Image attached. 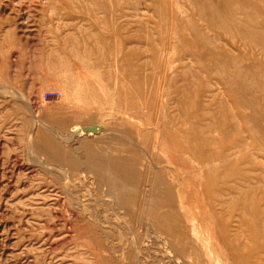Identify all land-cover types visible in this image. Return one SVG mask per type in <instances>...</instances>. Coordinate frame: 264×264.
I'll return each mask as SVG.
<instances>
[{"label": "rangeland", "instance_id": "rangeland-1", "mask_svg": "<svg viewBox=\"0 0 264 264\" xmlns=\"http://www.w3.org/2000/svg\"><path fill=\"white\" fill-rule=\"evenodd\" d=\"M199 3L0 0V264H235L231 251L264 264V52ZM195 30L250 70L249 92L233 98L227 70L200 64ZM197 114L212 142L198 153L233 156L213 164L228 168L209 203L202 161L176 148ZM93 151L96 173L82 160Z\"/></svg>", "mask_w": 264, "mask_h": 264}, {"label": "bare ground", "instance_id": "bare-ground-1", "mask_svg": "<svg viewBox=\"0 0 264 264\" xmlns=\"http://www.w3.org/2000/svg\"><path fill=\"white\" fill-rule=\"evenodd\" d=\"M199 8H200V14H201L202 20H204L208 24L216 23L222 29H226V27H225L226 23H232L234 25L236 32L241 36L242 39L249 40L252 44H255L257 47H260L261 50L264 52V24H262L258 21L259 16H262L264 18V0H204V2H202L200 0ZM193 35H194L195 39H197L199 41L196 44V51L200 55V60H202L201 58L207 57L208 61H209V62H207V64H203L201 62H200V64L204 68H210L212 66H218L219 67L221 65V67L223 68L222 70L223 71L227 70V72L229 73L228 77H226V79H224L225 83L234 84V85L239 86L237 91L232 94L233 98H236L239 94H241L240 93L241 91H243L244 93L249 92V86H248L249 84L248 83L250 81V78H249L250 70L245 69V67H243L241 64L236 63L235 60H232L229 62L223 58H220L216 52L209 49L208 39L205 38L204 36H202V34H200L199 31L195 30ZM204 119H205L204 116H200V114L195 115V117H193V119H192V122L194 123V126H193L194 128H193L191 136H188V139H190L192 141L191 142L192 145L191 144L185 145V144L179 142L176 144V148L181 149L182 152L188 153L191 156H194L196 159H199L200 161H202L203 167H205L204 176H205L206 180L204 183H201L200 187L202 189L201 190L202 194L205 196V198L208 201L207 203H209V201L211 199H213V197H214L212 194V190L214 189V187L212 186V185H214L213 181L215 179L220 178L221 172H222L221 168H223V167H224L223 169L228 168V166H223V167H219V168H214V167L212 168L213 164L219 162V163L228 165L229 164L228 162L230 161V159L233 156L230 154H227L226 151H222V152L220 151L217 153L209 152L208 154L198 153L197 147H195L193 145V143H195V144L198 143L199 146H203V147H206V146L208 147L212 144V142H209L206 139L205 140L202 139V134L205 132V130L203 129V126L200 125V121H204ZM206 127L205 128H206L207 132L213 131V130H211L212 127H208V126H206ZM217 129L219 130V128H217ZM251 135L253 138H255L253 132H251ZM60 138H63V137L60 136ZM42 139H44V142L49 147L53 148L50 138H48L46 135H42ZM221 141H223V140H221ZM256 141H258V140H256ZM256 144L258 145V142H256ZM229 151H231V150H229ZM93 154L94 155H91L90 157L86 156L83 159L81 157L80 158L82 160H84L83 163L87 167H89L90 169H94V172L96 173V172H99L102 168H104L105 162H104L102 157L95 156V155H97L96 151H93ZM237 154H238V152H237ZM195 155H198L199 157H196ZM52 156L55 159H57L59 157V154L55 152L52 154ZM235 157H236V155H235ZM81 159L69 158L68 162L71 164V166L74 167V166L79 165ZM60 162H61V158H60ZM114 166L116 167V169H115L116 172H120L123 174V177L125 178L124 182H126L128 175L131 174V170L130 169H128V170L123 169V167L120 165H114ZM205 171H206V173H205ZM110 182L112 183V185L116 186V188H117L116 191L118 192V194L122 198H124L125 200L130 199V193H131V191H133L131 189V187H129V186L127 187L126 184L124 185V184L118 183L117 177L116 178L111 177ZM70 183H71V181H70ZM192 183H193V180H192ZM75 184H76V182H75ZM135 184L136 183H133L130 186L136 187ZM65 185H64V188H65ZM74 185H73V188L75 187ZM122 185L125 186V188H123ZM66 187H68V186H66ZM180 188H181V186H180ZM185 188H187V187H185ZM66 190H67V188H66ZM68 190H70V189L68 188ZM69 192H71V191H69ZM232 192H233V190H232ZM71 195L73 196L72 199L76 198L75 194L72 193ZM204 196H202L203 199H204ZM166 197H169V199L172 200V202H173V205H172L173 209L171 210L172 211L171 215H173L175 218L182 219V216L178 213V207L180 205L179 203H180L181 198L180 197L176 198L174 191L172 189L167 190ZM193 205H194V203H193ZM194 208H195V206H194ZM189 222H191V221L188 219H185L183 221V223H185V224H188ZM226 244L231 250V247H232L231 242L226 240ZM231 253L234 256L233 257L235 260L234 263L238 264V262H237L238 261L237 253L238 252L231 251ZM135 254H136L135 255L136 261L138 263L140 261L142 262L141 253L135 252ZM192 255L193 254H191V255L189 254L188 255L189 257L188 256H186V257L192 259V257H193ZM173 264H187V263L181 259H178V260H175V262H173Z\"/></svg>", "mask_w": 264, "mask_h": 264}]
</instances>
